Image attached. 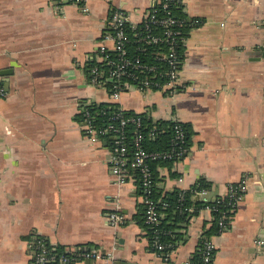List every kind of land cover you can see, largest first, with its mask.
Masks as SVG:
<instances>
[{"label":"crops","instance_id":"crops-1","mask_svg":"<svg viewBox=\"0 0 264 264\" xmlns=\"http://www.w3.org/2000/svg\"><path fill=\"white\" fill-rule=\"evenodd\" d=\"M52 1L0 0V264H32L36 238L61 252L104 255L76 264H184L204 239L215 245L212 264H264V0H183L182 13L199 25L187 32L177 93L130 88L118 100L88 82L111 11L122 8L136 26L159 0H88L85 12ZM85 102L187 125L188 151L156 168L158 189L186 192L205 179L211 187L201 191L214 202L246 178L227 229L214 232L205 208L179 225L184 241L162 259L138 219V179L130 173L116 184L110 140L84 136ZM115 201L124 217L118 228L107 221Z\"/></svg>","mask_w":264,"mask_h":264},{"label":"built area","instance_id":"built-area-1","mask_svg":"<svg viewBox=\"0 0 264 264\" xmlns=\"http://www.w3.org/2000/svg\"><path fill=\"white\" fill-rule=\"evenodd\" d=\"M55 3L62 0H53ZM52 1V2H53ZM77 4L85 12L87 11L86 2L88 0H70ZM107 1V0H105ZM184 7L183 0H159V3L152 6L146 14H144L142 29L137 33L136 42L138 44H152L158 45L165 43L167 51L159 52L157 54L158 60L166 61V68L160 71L157 65H148L141 62L139 58H129L127 55V44L129 37L126 32V25L129 24L128 14L122 8H113L108 21V27L98 46L104 65L107 66L104 70L95 63L89 68L88 82L92 86L106 88L107 80L112 81L111 90L108 91L113 100H118L120 94L124 90L136 88L141 91H159L166 94L173 95L178 90V78L182 61L178 57L176 51L180 42H185L184 28L195 27L199 25V21H190L187 24L183 18H177L172 14V8ZM154 30L158 31L155 33ZM111 45V48L108 47ZM108 52L113 53L115 58H111ZM133 70L134 72H131ZM146 72L147 76L139 78L135 73ZM157 76H163L165 81L157 80ZM132 78L136 85L128 83H121L123 78ZM136 86V87H135ZM107 90V89H106ZM6 96L5 91L0 88V98ZM115 104V103H113ZM91 102H85L79 108L81 117L82 128L84 136L90 142H96L99 139H109L111 142V158L110 169L114 177L115 183L122 185L126 180L131 177L128 167L136 171L139 175V185L145 194L144 198V223L149 226L154 235L152 246L158 254L162 255V259H168L171 252L165 253L164 251L171 245H165L159 242L161 232L157 226L162 218V209H165L167 202L151 198V190L153 184V175L149 168V162L153 160H167L176 162L181 160L188 151L187 147V132L184 131L181 123L173 121V138L171 141V148L164 152H149L144 147V138L155 139L159 130L157 127L150 128L147 133H142L140 117L124 116L121 112L123 109L120 107L119 111H115L107 117V122L102 125H95V116L90 111L89 106ZM131 125L134 128L132 139L133 152L129 156L128 152V132L127 127ZM247 191V180L242 178L238 183L230 185L225 197L214 201L216 204H222L227 208V212L223 211L217 219L218 232L221 233L228 227V215L230 210L235 209L239 202L243 199ZM184 192L179 196V201L182 203L184 199ZM205 191H200L197 196L201 197L205 207L212 213L217 211V205L211 206V202L206 198ZM119 204L115 201V208L112 212L107 214L108 224L113 228H118L123 224L124 217L119 213ZM185 208L184 211H187ZM31 249L33 252L32 264H76L85 260L101 261L104 255L101 251L96 249H80L66 250L65 252L56 254L53 247H49L44 239L36 238ZM200 262L199 264H212V259L215 253V245L208 239L201 241L200 247ZM164 253V254H163ZM108 260L112 259L109 255ZM184 264H193L189 261Z\"/></svg>","mask_w":264,"mask_h":264},{"label":"trees","instance_id":"trees-1","mask_svg":"<svg viewBox=\"0 0 264 264\" xmlns=\"http://www.w3.org/2000/svg\"><path fill=\"white\" fill-rule=\"evenodd\" d=\"M172 14L177 18H183L186 20L187 24H189L190 21H187V17L182 13V9L180 7H174L171 9ZM126 32L129 37V43L127 44V55L129 58H139L142 63L148 64V65H157L160 69V71H164L166 68V61L165 60H158L157 54L159 52H165L167 51V45L165 43H161L158 45H148V44H138L136 42L137 33L140 32L142 29V24H138L136 26H131L130 24L126 25ZM189 27L186 26L184 28V39L187 37ZM155 33H158V31L154 30ZM184 44L185 42H180V45L177 47L176 51L178 53V57L181 61L184 59ZM109 57L115 58L113 53L108 52ZM103 70L107 67L104 65V62H100L98 64ZM131 72H134L131 70ZM136 76L139 78H144L147 76L146 72H137L135 73ZM157 80L164 82L165 78L163 76H157ZM121 83H128L131 85H136L134 80L132 78H123ZM105 89L107 91L111 90L112 87V81L107 80L105 84ZM136 87V86H135ZM90 111L95 116V125H104L107 122V117L112 114L115 111L120 110V106L118 104L113 103H91L89 106ZM124 116H134V117H140L142 128L140 129L141 132L147 133V131L150 128L157 127L159 130V134L155 139H149L147 137L144 138V147L149 152H164L171 148V141L173 138V122H166L162 120L153 121L147 113H135L132 111H121ZM184 131L187 132L188 137V128L187 125L182 124ZM128 132V152L129 156H131L133 152V145H132V139L134 134V128L131 125H128L127 127ZM172 161L167 160H153L149 162V168L153 175V184H152V190H151V198L155 201L161 200L164 202H167L168 206L165 209H162V218L160 219V222L157 226L158 230L161 232V235L159 237V242L165 244V245H171L169 248H167L164 252H173L175 248H177L178 244L184 241L183 235L179 233L180 226L183 224L184 226L189 222V220L198 214L199 211L205 209V204L203 202H195L194 197L197 195V193L203 189H209L211 187V183L206 181L205 179H200L195 186L184 192V201L181 203L179 201V196L182 194V191H176L173 194H166L161 195L157 183L158 178L157 174L155 172L157 167H170ZM128 171L135 176V178L138 179L139 175L136 171L132 170L130 167H128ZM130 174V175H131ZM139 181V179H138ZM211 206L217 205V211L213 212L214 217V225L213 229L214 232H217V219L221 215V213L224 211L227 212V208L224 205L216 204L214 202H211ZM193 208L191 211L190 208ZM185 208H188L187 211H184ZM144 212V205L141 212ZM226 215H230V212H228ZM139 222H142L145 227H147L148 236H149V242L150 246H152V241L154 239V235L152 234V230L149 226H147L144 223V216L142 214L141 217H138ZM180 225V226H179ZM200 247V246H199ZM152 250V248H151ZM62 253L58 249L56 250V254L59 255ZM198 256H195L191 262L193 264H199L200 262V251H198ZM164 254V253H163Z\"/></svg>","mask_w":264,"mask_h":264},{"label":"water","instance_id":"water-1","mask_svg":"<svg viewBox=\"0 0 264 264\" xmlns=\"http://www.w3.org/2000/svg\"><path fill=\"white\" fill-rule=\"evenodd\" d=\"M260 50L263 51V56H264V44L260 48ZM258 239H259L258 242H259L260 248L264 251V229H262V234L260 233V237ZM85 264H89V262L87 261L85 262Z\"/></svg>","mask_w":264,"mask_h":264},{"label":"rangeland","instance_id":"rangeland-1","mask_svg":"<svg viewBox=\"0 0 264 264\" xmlns=\"http://www.w3.org/2000/svg\"><path fill=\"white\" fill-rule=\"evenodd\" d=\"M182 65V64H181ZM181 68V67H180Z\"/></svg>","mask_w":264,"mask_h":264}]
</instances>
